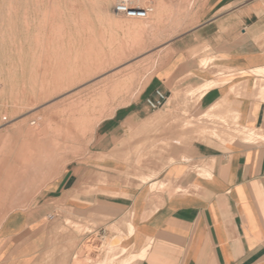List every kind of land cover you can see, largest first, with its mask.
<instances>
[{
    "label": "rangeland",
    "instance_id": "obj_1",
    "mask_svg": "<svg viewBox=\"0 0 264 264\" xmlns=\"http://www.w3.org/2000/svg\"><path fill=\"white\" fill-rule=\"evenodd\" d=\"M110 1L0 0V122L3 120L0 123L3 124V129L0 128V131L3 130V136L0 137V225L12 212H41L45 222L48 221L45 227L52 228L56 233L41 255L44 264H57L59 257L70 254L67 252L68 247H73L71 264H117V257L127 253V249L122 246L125 234L121 231V225L112 224L110 215H99L96 219L92 208L87 211L79 210L80 193L94 197L99 191L97 186L102 183L122 181L125 185L141 184L156 177L172 162L169 152L179 143H190L209 135L219 138L223 143L236 139L245 140V127H239L237 116L233 113L215 114L214 110L199 109L194 115L193 112L199 106L200 94L193 86L183 85L185 78L176 83L174 77L169 79L172 89L169 95L174 100L167 101L164 108L151 111L148 119L138 123L131 117L133 103L144 98L157 73L174 56V41L200 22V10L206 0H155L154 12L147 20L128 18L115 12L117 1ZM157 4L162 6L158 7ZM73 46L75 47L72 48ZM94 50L96 51L93 52ZM49 59L54 60V64ZM65 61H69L70 65ZM98 61L104 62L102 72L101 69L93 70L90 74L82 71ZM204 61L202 68H208L211 60ZM105 67L109 68L106 70ZM112 68L119 70L116 74L110 73L114 75L111 82L103 81L105 78L98 79L102 73L109 72ZM218 70L211 69L213 74ZM41 77H44V82L38 80ZM214 79L216 86L223 84V79L219 76ZM114 81L117 82L116 85ZM260 82L263 84L261 86L258 83L256 90L259 96L264 97V79ZM41 86L45 87L42 89ZM67 86L70 87L69 91L66 90ZM55 91L58 92L57 95ZM49 92L52 94L50 97ZM60 94L64 96L59 101L58 98L55 99L54 103L57 104L49 101ZM46 100L48 101L45 102ZM55 105H60L57 108L59 110L55 109ZM172 106L175 107L171 108ZM23 109H27V112ZM20 113L23 114L22 117ZM42 113L45 115H41ZM50 113L53 119L50 118ZM30 115H35V118L43 116L35 129V137L28 134L27 124L23 123L24 118ZM6 117L11 121L5 124L3 122ZM85 117L86 123L83 121ZM68 134L74 137H68ZM24 145H31L32 157L37 158L34 170L27 171L23 165L20 152ZM6 169H12L15 174L19 172L18 175L23 174L20 178L27 175L25 183L21 184V180L6 182ZM64 173H73L71 182L75 183V199L72 201L75 203L67 207L63 202L59 204L57 201L48 204V190ZM38 175L40 176L37 177ZM37 178L39 179L36 181ZM157 186L158 184H153L152 187L156 189ZM161 186L162 183L159 188ZM51 216L53 217L50 218ZM127 221L131 222L129 215L125 218L129 234ZM101 227L108 231V235L100 231ZM78 234L82 235L81 240ZM67 235L71 237V241L66 239L65 242L63 237ZM3 256L4 252L0 253V259ZM104 257H107L106 262ZM129 257L120 264H124Z\"/></svg>",
    "mask_w": 264,
    "mask_h": 264
},
{
    "label": "crops",
    "instance_id": "obj_2",
    "mask_svg": "<svg viewBox=\"0 0 264 264\" xmlns=\"http://www.w3.org/2000/svg\"><path fill=\"white\" fill-rule=\"evenodd\" d=\"M200 19L174 41V56L144 98L133 103L131 117L137 123L148 119L156 110L146 99L157 89L169 97L172 77L175 83L185 78L184 86L197 89L219 76L223 84L205 92L193 113L235 114L239 127H245V140L223 143L209 135L179 143L169 152L172 162L156 177L141 184L102 183L94 197L80 193L79 210L92 208L96 219L110 215L112 224L121 225L127 253L117 257V264L131 253L138 257L128 264H264V139L245 137L247 129L264 133V97L256 90L264 75L254 72L264 68V0H206ZM205 59L211 60L208 68H202ZM211 69L219 70L213 74ZM72 177L64 173L51 185L48 204L75 203ZM44 218L26 211L6 217L0 227V264H44L41 255L56 236ZM100 231L108 235L103 227ZM67 236L63 240L71 241ZM68 248L70 254L57 264H71L73 247Z\"/></svg>",
    "mask_w": 264,
    "mask_h": 264
},
{
    "label": "bare ground",
    "instance_id": "obj_3",
    "mask_svg": "<svg viewBox=\"0 0 264 264\" xmlns=\"http://www.w3.org/2000/svg\"><path fill=\"white\" fill-rule=\"evenodd\" d=\"M117 1V0H116ZM3 2V1H2ZM109 2H111L110 0H105V3H109ZM166 2V1H165ZM160 3V2H159ZM36 4H38V3H36ZM158 5V4H157ZM160 5H158V7H159ZM162 6V5H161ZM160 6V7H161ZM167 7V6H166ZM164 8H165V6H164ZM163 8V9H164ZM159 9V8H158ZM157 9V10H158ZM161 13V12H160ZM114 15H116V13L114 14ZM52 17V16H51ZM116 17V16H115ZM49 20V19H48ZM132 21H135V20H132ZM118 22V21H117ZM119 22H120V20H119ZM122 22V21H121ZM118 24V23H117ZM124 24V23H123ZM128 24V23H127ZM125 25V24H124ZM126 26V25H125ZM112 27V26H111ZM122 28V27H121ZM106 31V30H105ZM4 32V31H3ZM126 32V31H125ZM53 33V32H52ZM104 33V32H103ZM53 34H55V33H53ZM16 38V37H15ZM59 38V37H58ZM51 39V38H50ZM59 40V39H58ZM90 40V39H89ZM83 41H85V40H83ZM82 42V41H81ZM87 42V41H86ZM88 42H90V41H88ZM91 43V42H90ZM79 44V43H78ZM77 44V45H78ZM94 44H95V42H94ZM110 44H111V41H110ZM99 45V44H98ZM65 46V45H64ZM91 46V45H90ZM89 46V47H90ZM94 46V45H93ZM75 46H73L72 48H74ZM78 47V46H77ZM76 47V48H77ZM85 47V46H84ZM84 47H82V50H83V48ZM88 47V46H87ZM88 47V48H89ZM100 47V46H99ZM75 48V49H76ZM92 49H93V47H91ZM98 48V47H97ZM70 49V48H69ZM86 49V48H85ZM84 49V50H85ZM95 49V48H94ZM99 49V48H98ZM88 50V49H87ZM91 50V49H90ZM119 50V49H118ZM68 51V50H67ZM70 51H73V50H71L70 49ZM77 51H78V49H77ZM92 51V50H91ZM96 50H94L93 52H95ZM99 51V50H98ZM103 51V50H102ZM104 52V51H103ZM103 52H101V53H103ZM68 53V52H67ZM78 53L80 54L81 52L80 51H78ZM77 53V55H79ZM90 53V52H89ZM97 53V52H96ZM65 54V53H64ZM72 54V53H71ZM63 55V54H62ZM76 55V56H77ZM87 56H88V54H86ZM61 56V55H60ZM81 56V55H80ZM85 56V55H84ZM208 56V55H207ZM56 57H58L59 58V56H57L56 55ZM66 58H67V56H65ZM72 57H73V54H72ZM78 59H79V57H77ZM76 58V59H77ZM93 58V57H92ZM102 58V57H101ZM118 58V57H117ZM206 58V57H205ZM209 58V57H208ZM52 59V58H51ZM51 59H49L50 61H52V63H53V61L54 60H51ZM55 59V58H54ZM68 59V58H67ZM83 59H84V57H83ZM98 59V58H97ZM119 59V58H118ZM207 59V58H206ZM205 59V60H206ZM45 60V59H44ZM64 60H66V59H64ZM72 60V59H71ZM114 60V59H113ZM50 61H48V62H50ZM55 61H57V60H55ZM61 61V60H60ZM79 61V60H78ZM109 61H112V60H109ZM204 61V60H203ZM207 61V60H206ZM45 62V61H44ZM43 62V63H44ZM47 62V61H46ZM65 62H68V63H66V64H69L70 65V63H69V61H65ZM64 62V63H65ZM84 62H86V61H84ZM205 62V61H204ZM58 63V64H57ZM56 64L57 65H59V61L57 62ZM62 63V62H61ZM79 63H80V61H79ZM54 64V63H53ZM56 64H55V66H56ZM103 64H104V62L103 61H98L97 63L96 62H94V63H92V64H90L89 66H87L86 68H85V70H82V71H84L86 74H90L91 73V71H95V70H97V69H101V72H102V66H103ZM114 64V63H113ZM112 64V65H113ZM119 64V63H118ZM118 64H116V65H118ZM40 65V64H39ZM46 64H44V66H45ZM62 65V64H61ZM72 65V64H71ZM83 65H85V64H83ZM109 65H110V63H109ZM111 65V66H112ZM48 66H51V65H48ZM53 66V65H52ZM51 66V67H52ZM55 66H53V67H55ZM67 66V65H66ZM45 67H47V65L45 66ZM57 67V66H56ZM61 68V66H58V68ZM68 67V66H67ZM76 67V66H75ZM50 67H48V69H49ZM64 68V67H63ZM62 68V69H63ZM106 68V67H105ZM109 68V67H108ZM108 68H106V70L108 69ZM51 69V68H50ZM65 69V68H64ZM73 69H74V67H73ZM40 70H43V69H40ZM46 70V69H45ZM56 70V69H55ZM67 70V69H66ZM68 70H70V69H68ZM98 70V71H99ZM105 70V69H104ZM119 70V69H118ZM117 70V68H112V69H109L108 71L109 72H104V73H102L100 76H99V80H103L104 78V80L103 81H108V80H110L114 75L113 74H111L110 75V73H115L116 71H118ZM122 70V69H121ZM53 71V70H52ZM57 71V70H56ZM58 71H60V73H61V70H58ZM74 71V70H73ZM46 72H47V70H46ZM71 72V71H70ZM100 72V71H99ZM122 72V71H121ZM254 72L255 73H257V74H261V75H264V68L263 69H257V70H254ZM42 74H43V72H41ZM47 73H49V72H47ZM46 73V74H47ZM52 73V72H51ZM58 73V72H57ZM62 73H64V71L62 72ZM66 73V72H65ZM69 73V72H68ZM95 74H96V72H94ZM41 74V75H42ZM46 74H45V78H46ZM50 74V73H49ZM82 74V73H81ZM116 74V73H115ZM55 75V74H54ZM64 75V74H63ZM62 74H61V76H63ZM85 75V74H84ZM110 75V76H109ZM44 76V75H43ZM50 76H52V75H50ZM49 76V77H50ZM67 76V75H66ZM95 76V75H94ZM119 76V75H118ZM117 76V77H118ZM59 77V76H58ZM65 77V76H64ZM96 77V76H95ZM44 77H41V79H38V80H40V81H43L42 79H43ZM53 78V77H52ZM55 78V77H54ZM67 78V77H66ZM122 78V77H121ZM47 79V78H46ZM45 79V80H46ZM59 79V78H58ZM68 79V78H67ZM83 79V78H82ZM91 79V78H90ZM123 79V78H122ZM51 80V79H50ZM117 80V79H116ZM120 80V79H119ZM52 81H54V79H52ZM57 81V80H56ZM65 81V80H64ZM67 81V80H66ZM69 81V80H68ZM73 81V80H72ZM92 81V80H91ZM95 81L96 80H94L93 82L95 83ZM113 81V80H112ZM44 82V81H43ZM51 82V81H50ZM59 82V81H58ZM102 82V81H101ZM100 82V83H101ZM109 82V81H108ZM107 82V83H108ZM110 82H111V80H110ZM129 82V81H128ZM127 82V83H128ZM216 80H212V81H209V82H207V83H205L204 85H202L201 87H199V88H197V89H194V90H196V91H198V93L200 94V97L205 93V92H207L210 88H212V87H214V86H216ZM48 83V82H47ZM53 82H51V84H52ZM80 83V82H79ZM79 83H78V86H79ZM84 83V82H83ZM114 83H115V81H114ZM113 83V84H114ZM117 83V82H116ZM116 83L114 84V85H116ZM261 82H259V84H260ZM25 84V83H24ZM44 84V83H43ZM59 84V83H58ZM72 84V83H71ZM97 84V83H96ZM106 84V83H105ZM122 84V83H121ZM262 84L263 83H261V86H262ZM41 85V84H40ZM45 85H46V83H45ZM48 85H49V83H48ZM111 85H112V83H111ZM118 85V84H117ZM70 86V85H69ZM75 86V85H74ZM77 86V85H76ZM96 86V85H95ZM106 86V85H105ZM45 86H41V88L43 89ZM50 87H53V86H50ZM54 87H55V84H54ZM63 87H64V85H63ZM71 87V86H70ZM70 87H68L67 86V89L66 90H68V88H70ZM47 88V87H46ZM49 88V87H48ZM75 88H78V87H75ZM91 88V87H90ZM96 88V87H95ZM101 88V87H100ZM99 88V89H100ZM121 88V87H120ZM63 89V88H62ZM102 89V88H101ZM113 89V88H112ZM46 90V89H45ZM45 90H43V91H45ZM53 90H55V89H53ZM58 90H59V86H58ZM87 90V89H86ZM90 90V89H89ZM103 90V89H102ZM109 90V89H108ZM57 91V90H56ZM55 91V92H56ZM61 91V90H60ZM64 90H62V92H63ZM69 91V90H68ZM100 91V90H99ZM46 92V91H45ZM50 92H51V90H50ZM50 92H49V94H50ZM77 92V91H76ZM98 92V91H97ZM96 92V93H97ZM105 92V91H104ZM42 93V92H41ZM40 93V94H41ZM53 93V92H52ZM57 93L58 92H56V94L55 95H57ZM65 93H67L66 91H65ZM46 94V93H45ZM71 94V93H70ZM80 94V93H79ZM17 95V94H16ZM54 95V96H55ZM64 96V94H60V96H58V97H52V99L51 100H49V101H53V103H54V101H55V99H57L58 98V101H59V99L61 98H63V96ZM76 95V94H75ZM94 95V94H93ZM42 96H43V93H42ZM50 96H52V94H50L49 95V97ZM66 96V95H65ZM84 96V95H83ZM95 96V95H94ZM46 97V96H45ZM74 97H76V96H74ZM40 98H41V95H40ZM44 98V97H43ZM47 98V97H46ZM69 98H70V96H69ZM94 98H97V97H94ZM93 98V99H94ZM99 98H100V96H99ZM15 100H16V98H15ZM14 100V101H15ZM41 100V99H40ZM43 100H45V98L43 99ZM48 100H46L45 102H47ZM64 100V99H63ZM69 100V99H68ZM174 100V98H173V96L172 95H169V97H168V101H173ZM65 101V100H64ZM15 103V102H14ZM38 103V102H37ZM42 103V102H41ZM40 103V105H42ZM44 103V102H43ZM56 103V102H55ZM54 103V104H55ZM70 103V102H69ZM167 103V102H166ZM16 104H17V102H16ZM52 104V103H51ZM57 104V103H56ZM63 103H61V105H62ZM93 104V103H92ZM98 104V103H97ZM15 105V104H14ZM39 105V104H38ZM40 105H39V107H40ZM66 104H64V106H65ZM69 105V104H68ZM84 105H87L86 103L84 104ZM89 105V104H88ZM7 106V105H6ZM17 106V105H16ZM31 106H34V105H31ZM46 106V105H45ZM49 106V105H48ZM51 106V105H50ZM52 106H53V104H52ZM74 106V105H73ZM11 107V106H10ZM44 107V106H43ZM59 107H60V105H59ZM59 107H56V105H55V109H57V108H59ZM69 107H70V105H69ZM87 107H89V106H87ZM12 108V107H11ZM54 108V107H53ZM86 108V107H85ZM85 108H83V109H85ZM34 109V108H33ZM44 109V108H43ZM63 109V108H62ZM65 109V108H64ZM69 109V108H68ZM78 109V108H77ZM16 110H17V108H16ZM15 110V111H16ZM24 110V109H23ZM27 110V109H26ZM26 110H24L25 112H27ZM45 110H47V108L45 109ZM44 110V111H45ZM50 110V109H49ZM57 110H59V109H57ZM76 110V109H75ZM12 111V110H11ZM41 110H39V112H40ZM52 111V110H51ZM51 111H49V112H51ZM67 111V110H66ZM71 111V110H70ZM74 111V110H73ZM80 111V110H79ZM84 111H86V110H84ZM38 112V111H37ZM62 114H63V112L62 111H60ZM76 112H77V110H76ZM75 112V113H76ZM88 112V111H87ZM2 113V112H1ZM6 113V112H5ZM14 114H15V112H13ZM17 113H19V112H17ZM34 113V112H33ZM32 113V114H33ZM52 113V112H51ZM51 113H50V118H52L51 117ZM70 113V115L72 114L71 112H69ZM69 113H67V114H69ZM83 113V112H82ZM86 113V112H85ZM90 113V112H89ZM21 114V113H20ZM35 114V113H34ZM79 114V113H78ZM88 114V113H87ZM93 114V113H92ZM17 115V114H16ZM22 115L23 114H21V117H22ZM39 115V114H38ZM41 115H45V114H41ZM64 115V114H63ZM70 115H69V117H70ZM81 115V114H80ZM83 115V114H82ZM85 115V114H84ZM7 116V115H6ZM12 116H13V114H12ZM32 115H30V117L28 116V117H26V118H24V120H23V123H25V124H27V130H28V134L29 135H31V136H33V137H35L34 135H35V132H36V130L35 129H37L38 128V126L40 125V119L43 117V116H37L36 118H35V115H33V117H31ZM48 117H49V115H47ZM2 117H3V115H2ZM23 117H25V116H23ZM46 117V116H45ZM65 117H67V116H65ZM16 118V117H15ZM47 118V117H46ZM46 118H44V119H46ZM60 118V117H59ZM72 118V117H71ZM73 118H75V119H78V117L76 118V117H73ZM49 119V118H48ZM53 119V118H52ZM2 120V119H1ZM6 120V121H5ZM5 122H3V123H7L10 119H8V117H6L5 118ZM15 120V119H14ZM65 120H67V119H65ZM98 120V119H97ZM3 121V120H2ZM1 121V122H2ZM11 121V120H10ZM16 121H18V119L16 120ZM21 121V120H20ZM76 121V120H75ZM81 121V120H80ZM84 121V123H86L87 121H86V117H85V119L83 120ZM0 122V123H1ZM13 122V121H12ZM15 122V121H14ZM44 122V121H43ZM46 122V121H45ZM22 122H21V124H23ZM48 123V122H47ZM60 123V122H59ZM67 123V122H66ZM65 123V124H66ZM75 123V122H74ZM83 123V122H82ZM14 124V123H13ZM44 124V123H43ZM42 124V125H43ZM52 123H50V125H51ZM58 124V123H57ZM70 124V123H69ZM1 125H3V124H1ZM1 125H0V128H1ZM11 125V124H10ZM18 125V124H17ZM17 125H16V127L15 128H17ZM49 125V124H48ZM49 125V126H50ZM59 125V124H58ZM58 125H56V126H58ZM74 125V124H73ZM76 125H77V123H76ZM22 126V125H21ZM49 126H48V128H49ZM3 127V126H2ZM9 127V126H8ZM22 127H24V125L22 126ZM53 127V126H52ZM64 127V126H63ZM63 127H62V130H63ZM69 127H70V125H69ZM72 127V126H71ZM14 128V127H13ZM12 128V129H13ZM46 127H44V130H46L45 129ZM51 128V127H50ZM66 128V127H65ZM1 129H3V128H1ZM10 129H11V127H10ZM42 129V128H41ZM58 129H59V127H58ZM58 129H55L56 131L58 130ZM61 129V128H60ZM5 130V129H4ZM65 130V129H64ZM74 130V129H73ZM3 130H1L0 131V137L1 136H3V134H1V132H2ZM13 131V130H12ZM60 131V130H59ZM11 132V131H10ZM24 132H25V130H24ZM42 132V131H41ZM3 133V132H2ZM16 133H17V131H16ZM45 133H46V131H45ZM49 133H51V132H49ZM60 133V132H59ZM40 134V133H39ZM26 135V134H25ZM41 135V134H40ZM59 135V134H58ZM28 137V136H27ZM53 137V136H52ZM59 137H60V135H59ZM62 137V136H61ZM64 137V136H63ZM68 137H74V135H70V134H68ZM248 140H251V139H253V138H263L264 139V133H262V132H260V131H256V130H253V129H247L246 130V136H245ZM65 138V137H64ZM32 139V138H31ZM41 139V138H40ZM26 140H27V138H26ZM57 140V139H56ZM59 140V139H58ZM49 141V140H48ZM68 141V140H67ZM69 142V141H68ZM64 143V142H63ZM59 144V143H58ZM15 145V144H14ZM4 146V145H3ZM36 147V146H35ZM18 148V147H17ZM53 148V147H52ZM61 148V147H60ZM54 149V148H53ZM58 149H59V147H58ZM63 149H61V151H62ZM4 151H6L5 149H4ZM53 151V150H52ZM67 151V150H66ZM44 152V151H43ZM60 152V151H59ZM21 154H20V157L22 158V161H23V165H24V167H25V169H27V171L28 170H34L35 169V163H36V157H32V153H31V145H24L23 146V148H22V150H21V152H20ZM56 153H58V152H56ZM64 154V153H63ZM47 155V154H46ZM52 157V156H51ZM57 157H58V155H57ZM4 158V157H3ZM59 158H60V156H59ZM59 158H58V160H59ZM13 160V159H12ZM40 160V159H39ZM62 160V159H61ZM43 161V160H42ZM43 163V162H42ZM46 161H45V166H46ZM50 164V163H49ZM53 164V163H52ZM55 164V163H54ZM58 164V163H57ZM62 164V163H61ZM64 164H65V162H64ZM56 165V164H55ZM44 166V167H45ZM60 166V165H59ZM58 166V167H59ZM47 167V166H46ZM61 167H64L63 165L61 166ZM56 168V167H55ZM54 168V169H55ZM46 169V168H45ZM58 169V168H57ZM61 169V168H60ZM19 171V170H18ZM36 171H38V170H36ZM43 171V170H42ZM61 171V170H60ZM35 172V171H34ZM37 173V172H36ZM18 174H19V172H18ZM18 174H15L14 172H13V170L12 169H6L5 170V177H6V179H5V181L7 182V181H10L11 180V183L13 182L12 180H15V181H19V180H21V184H24L25 183V178H26V176H22L21 178L19 177V176H21V175H23V174H21V175H18ZM52 174V173H51ZM25 175V174H24ZM32 175V174H31ZM30 175V176H31ZM40 175H38L37 177H39ZM29 178V177H28ZM39 178H37L36 179V181L38 180ZM50 179V178H49ZM39 183V182H38ZM29 185V184H28ZM9 187V186H8ZM34 189H35V187H33ZM2 189H3V187H2ZM36 190V189H35ZM33 192V191H32ZM21 195V194H20ZM26 196V195H25ZM19 203V202H18ZM1 226V225H0ZM129 227H130V233H134V231H133V225H132V223H129ZM112 247V246H111ZM124 252H126V251H124ZM124 254V253H123ZM109 255V254H108ZM110 256V255H109ZM130 257L128 258V260L124 263V264H128L130 261H132L133 259H135V258H137L138 256L137 255H135V254H130L129 255ZM139 256H142V255H139ZM111 258V257H110ZM106 259H107V257H104V261L106 262ZM108 259H109V257H108ZM103 261V262H104ZM103 264V263H102Z\"/></svg>",
    "mask_w": 264,
    "mask_h": 264
},
{
    "label": "built area",
    "instance_id": "obj_4",
    "mask_svg": "<svg viewBox=\"0 0 264 264\" xmlns=\"http://www.w3.org/2000/svg\"><path fill=\"white\" fill-rule=\"evenodd\" d=\"M154 2L155 0H117L114 10L128 18L147 20L154 12ZM167 99L168 93L157 89L154 97L146 99V104L151 110H157L166 104Z\"/></svg>",
    "mask_w": 264,
    "mask_h": 264
}]
</instances>
